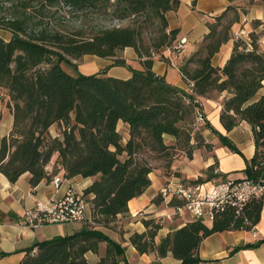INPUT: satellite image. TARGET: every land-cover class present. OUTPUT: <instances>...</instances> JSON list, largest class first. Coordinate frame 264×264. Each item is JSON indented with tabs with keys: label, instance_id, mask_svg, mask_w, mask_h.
<instances>
[{
	"label": "trees",
	"instance_id": "1",
	"mask_svg": "<svg viewBox=\"0 0 264 264\" xmlns=\"http://www.w3.org/2000/svg\"><path fill=\"white\" fill-rule=\"evenodd\" d=\"M228 1L231 4L207 23L208 32L196 50L178 66L191 84L192 93H188L152 70L154 54L176 39L178 31L168 29L166 13L176 9L179 0H0V29L10 33L7 40L0 35V121L2 107L12 114L11 128L0 138V172L10 182L27 172L32 185L49 178L58 166L65 178L94 177L83 194L96 225L35 241L25 249L19 264H89L85 254L99 253L101 244L103 252L94 264H120L124 248L98 227L115 228L117 218L127 213L129 200L151 184L152 168L140 156L145 148L169 155L174 146L164 142L163 135L168 134L175 145L184 143L191 157L193 145L187 124L199 107L200 97L228 92L219 119L227 131L240 121L251 126L254 153L245 159L244 171L248 177L256 176L253 166L264 159V93H260L264 49L254 31L245 39L231 35L232 24L247 13L248 6ZM60 4L70 10L62 11ZM85 8L110 14L118 21L135 18L134 25L102 26L84 36L65 18ZM252 24L263 23L254 20ZM146 28L150 30L143 36ZM231 38L232 49L223 66L212 65L211 57ZM125 47L135 51L141 69L131 67L121 57ZM85 54L111 58L109 66L126 67L131 75L126 79L106 75L108 66L82 74L73 60L79 61ZM63 64L71 69L66 70ZM118 121L127 125L126 141L117 129ZM54 123L60 125L61 138L49 133ZM205 126L223 145L240 153L208 120ZM54 153L56 169L48 173L45 166ZM211 169L209 166L208 171ZM212 176L210 173L207 179ZM201 180L198 177L195 181ZM162 200L158 193L153 202ZM262 202H249L241 216L227 209L211 222L189 219L158 242L155 237L160 223L143 220L145 230L130 232L128 242L141 254L154 252L162 258L171 252L178 264H199L198 247L205 237L227 229L250 230L259 220ZM168 204L180 203L172 198Z\"/></svg>",
	"mask_w": 264,
	"mask_h": 264
},
{
	"label": "crops",
	"instance_id": "2",
	"mask_svg": "<svg viewBox=\"0 0 264 264\" xmlns=\"http://www.w3.org/2000/svg\"><path fill=\"white\" fill-rule=\"evenodd\" d=\"M179 1L176 9L169 10L166 13V20L168 29H176L178 31L176 38L185 37L187 43L178 56H174L168 50V46L161 48L158 53L154 54L152 70L156 74L163 76L168 83L187 91L189 83L182 77L178 66L196 50L203 36L208 32L207 23L213 21V18L231 3L228 0ZM233 3L238 7L248 6V9L245 15L240 16L238 22L232 24L231 35L240 36L245 39L249 32L254 31L259 35L260 47L264 49V0H235ZM254 20H259L263 24L254 27L252 24ZM9 36L4 39L7 40ZM232 43L233 39L231 38L220 47L219 51L211 57L212 65L223 66L230 55ZM121 57L131 67L135 69L142 68L137 54L131 47H125L121 51ZM73 61L77 63V70L82 74L96 73L108 66L106 75L122 79H126L131 75L126 67L109 66L112 63L111 58L85 54L79 61ZM260 93H264V81ZM228 95V92L223 91L216 93L212 98L200 97L198 101L205 120H208L219 133L227 136L241 154L230 150L219 141L215 134L209 130H205L204 137L207 139L206 142L211 146L205 152L204 157L201 156L203 153L201 149L195 150L191 157H187V163H177V166L182 167V169L178 167L180 176L167 179L168 181L162 180L155 175H149L151 184L141 195L129 200L128 211L117 218L115 228L98 227L99 230L112 240L119 242L124 248L120 264H125V262L129 264L179 263V260L173 258L171 252H168L162 258H157L154 252L139 253L128 242L130 232H143L145 230L143 220L155 219L160 223L161 228L155 237L156 242L168 232L175 230L189 220L187 213L183 209L172 218L170 217L172 213L174 214L168 205L170 199H163L159 203L153 202L161 186L169 181H180L185 184H198L202 188L208 189L214 183L224 178L248 177L244 171L245 159L249 160L254 153L251 126L245 121H240L229 131L223 127L219 115L223 100ZM11 125L12 114L6 107H2L0 138L9 132ZM117 129L121 132L123 141H126L128 138L127 125L122 121H118ZM49 133L52 136L61 138L60 125L56 123L52 124L49 127ZM163 137H167V140L173 139L168 134H164ZM56 158L57 154L54 153L45 166L48 173L56 169ZM209 166H212V171L209 170L208 173H213V176L209 179L201 177V181H195L198 176L202 175L201 172L208 169ZM215 168H218L219 172L215 173ZM237 173L241 174V176H232ZM55 175L62 179L57 187L51 183V179ZM29 178L30 174L25 172L15 182H10L0 172V253L5 254L0 256V264H19L25 254V249L35 241L49 239L57 235H70L79 231L84 226L77 222H65L45 224L39 228H32L22 225L21 217L24 210L32 207L36 201H49L60 197L70 184L83 191L85 187L91 184L94 177L82 178L74 176L72 178H65L63 176V169L58 166L54 174L50 175L49 178L42 179L36 185H32L29 182ZM262 201L259 220L250 230L242 228L227 229L205 237L198 247L199 264H264V200ZM139 212H142V215H138ZM170 212L171 214H169ZM258 240L263 241L257 246L233 250L238 246L254 244ZM103 249L104 244H101L99 253L87 252L85 256L88 263L94 264L100 254H102Z\"/></svg>",
	"mask_w": 264,
	"mask_h": 264
},
{
	"label": "built area",
	"instance_id": "3",
	"mask_svg": "<svg viewBox=\"0 0 264 264\" xmlns=\"http://www.w3.org/2000/svg\"><path fill=\"white\" fill-rule=\"evenodd\" d=\"M187 39L176 38L168 50L178 56L184 49ZM192 93L191 84L187 89ZM197 120H203L198 113ZM257 170L255 177L224 178L208 189L198 184H185L180 181H169L159 189L163 199H174L180 204L170 205L174 214L182 209L189 219H202L211 222L223 211L230 209L235 216H241L247 203L252 200H264V159L253 166ZM214 172H219L218 168ZM62 181L55 175L51 183L57 187ZM142 215V212L138 213ZM77 222L83 225H96L92 220L89 201L83 191L70 184L64 193L49 201H36L32 207L26 208L21 217L24 226L39 228L45 224Z\"/></svg>",
	"mask_w": 264,
	"mask_h": 264
},
{
	"label": "rangeland",
	"instance_id": "4",
	"mask_svg": "<svg viewBox=\"0 0 264 264\" xmlns=\"http://www.w3.org/2000/svg\"><path fill=\"white\" fill-rule=\"evenodd\" d=\"M60 7H61V10L64 12L70 10V8L66 7L63 4H60ZM4 13H5V10H2L1 15H3ZM65 19H62V20H65V22L70 27L79 29L82 32V35L84 36H89L93 31H95L96 29L102 26H105V27L113 26V25H122V26L131 25L132 26L134 25V23L132 22V19H135V18H125L124 20L118 21L112 18L110 14H106V15L97 14L93 12L92 10L85 8V10L81 12L68 13ZM149 30H150L149 28L144 29L143 36H146V32H148ZM0 35L3 38H7L9 36V32L6 30L0 29ZM63 67L66 70L71 69L67 64H63ZM209 96L210 97L214 96V93H210ZM198 104H199V107L196 108L193 119L189 121V123L187 124V127L192 137L191 143L193 145V149L191 151V156L193 155L195 150L201 149L203 151L201 156L204 157L205 152L210 149V147L205 146L207 143L206 142L207 139L204 137L205 130H209V129L205 126V118L203 120H197L196 118L198 113L203 114V112L201 111L200 103ZM164 142L166 144L174 146L169 150V155L168 154H157L145 148L140 154V156L143 157L144 159H147V161L149 162L152 168V171L149 173V175L151 176L155 175L161 178L162 180L164 179L165 181H168L172 177L174 178V177L180 176V170L178 169L179 168L182 169V167L177 166V163H181V162L187 163L188 147L187 146L183 147L184 143H179L175 145L174 138L172 140H167V137H164ZM198 143H201V145L196 147ZM201 173L202 175L198 177L207 178L210 174L208 173V169L203 170ZM232 176H241V174L237 173ZM169 214H171V212ZM175 215L176 214L172 213L170 217L172 218ZM166 217L169 218L167 215Z\"/></svg>",
	"mask_w": 264,
	"mask_h": 264
}]
</instances>
